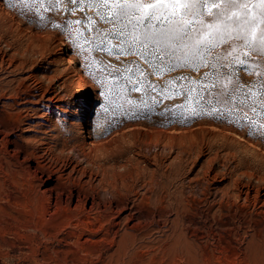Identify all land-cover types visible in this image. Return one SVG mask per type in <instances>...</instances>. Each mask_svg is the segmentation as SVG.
I'll return each mask as SVG.
<instances>
[{
  "label": "rangeland",
  "instance_id": "rangeland-1",
  "mask_svg": "<svg viewBox=\"0 0 264 264\" xmlns=\"http://www.w3.org/2000/svg\"><path fill=\"white\" fill-rule=\"evenodd\" d=\"M0 1V264H264V229L254 236L251 230L264 223V194L262 189L257 194L258 180L248 175L264 173V59L239 48L226 33L208 49L194 46L197 32L185 36L170 23L173 0ZM244 1L253 14L259 11L261 0ZM138 2L155 4V17L144 15L151 7L118 14L117 5ZM174 11L179 15L182 9ZM48 30L57 45L44 40ZM207 37L204 32L199 38ZM68 54L73 66L66 64ZM78 72L86 78L83 91ZM88 117L90 132L84 131ZM20 119L27 120L24 130L14 128ZM37 120L55 126L45 130ZM21 131L49 141L53 133L54 139L63 133L88 143L117 140L122 161L162 150L165 216L146 227L141 216L147 207L137 200L124 235L131 243L124 250L112 223L55 210L40 194L45 201L37 199L16 166V156L24 157L12 141ZM183 139L194 142L199 153L188 149L176 158L190 145ZM35 144L29 150L38 149L46 159L59 152L57 143L50 152Z\"/></svg>",
  "mask_w": 264,
  "mask_h": 264
},
{
  "label": "bare ground",
  "instance_id": "bare-ground-1",
  "mask_svg": "<svg viewBox=\"0 0 264 264\" xmlns=\"http://www.w3.org/2000/svg\"><path fill=\"white\" fill-rule=\"evenodd\" d=\"M248 1V0H247ZM252 1V0H249ZM1 2V1H0ZM245 2V1H244ZM257 2V1H254ZM251 2L252 5L254 3ZM259 2V1H258ZM249 3V4H251ZM260 3V2H259ZM255 4V3H254ZM257 6V5H256ZM6 8V7H5ZM240 13V12H239ZM189 18V17H188ZM206 18V17H205ZM186 19V18H185ZM191 19V18H190ZM189 20V19H188ZM44 40L49 42V44L57 45L55 41H53L51 33L48 31H45ZM15 47V46H14ZM59 48L61 51L65 50V43L62 42L59 44ZM31 50V49H30ZM59 50V51H60ZM2 56V55H1ZM3 58V56H2ZM21 59V58H20ZM3 60V59H2ZM66 64L68 66H73L75 60L74 57L71 54H68L65 56ZM20 62V61H19ZM17 64V63H15ZM23 64V63H22ZM20 65V64H19ZM66 65V66H67ZM8 66V65H7ZM69 69V68H68ZM43 75V74H42ZM77 85L79 90L83 91L86 88V78L78 72L77 76ZM2 81V80H1ZM4 83V82H3ZM34 83V82H33ZM43 83V82H42ZM2 84V83H1ZM21 84V83H20ZM23 85V83H22ZM2 86V85H1ZM7 86V85H6ZM9 86V84H8ZM13 86V85H11ZM16 86V85H15ZM24 86V85H23ZM14 87V86H13ZM32 87V86H31ZM3 88V87H2ZM9 88V87H8ZM17 89L21 87H16ZM15 88V89H16ZM6 89V88H5ZM11 89V88H10ZM14 89V88H12ZM3 91V90H2ZM7 91V90H6ZM14 91V90H12ZM18 91V90H17ZM15 95L13 98L17 100L20 98L18 97V94ZM21 91V89H20ZM19 91V92H20ZM4 92V91H3ZM18 92V93H19ZM56 93V92H55ZM2 94V92H1ZM0 94V97H1ZM12 93L9 94V96ZM24 94V93H23ZM59 94V93H58ZM22 95V94H21ZM49 95V94H48ZM53 95V94H52ZM6 96V95H5ZM8 96V95H7ZM24 97V96H23ZM45 97V96H44ZM60 97V96H58ZM2 98V97H1ZM28 98V97H27ZM30 98V97H29ZM57 98V97H56ZM61 98V97H60ZM9 99V98H8ZM13 99V100H14ZM62 99V98H61ZM86 102V108L89 107L91 96L88 95ZM55 100V99H54ZM11 102V101H10ZM21 102V100H20ZM36 102V101H34ZM17 104V103H16ZM19 104V103H18ZM56 105V104H55ZM58 106V105H57ZM20 107V106H19ZM59 107V106H58ZM64 107H61V109ZM85 108V114L88 113ZM21 109V108H20ZM19 109V111H20ZM22 110V109H21ZM32 110V109H31ZM36 110V109H35ZM38 110V109H37ZM39 112V111H38ZM64 112V111H63ZM14 113V112H12ZM20 114L22 112H19ZM28 114V113H27ZM31 114V113H29ZM35 114V113H34ZM12 115V114H11ZM24 115V113H23ZM41 115V114H40ZM46 115V114H45ZM44 115V117H45ZM25 116V115H24ZM29 116V115H28ZM12 117V116H11ZM27 117V116H26ZM25 117V118H26ZM41 117H43L41 115ZM50 117V116H49ZM20 118V117H19ZM49 119V118H48ZM21 120V119H20ZM88 123L87 128L84 126V131L90 132V128L92 126V120L90 117H88ZM27 120H21L18 122L17 125L14 126L16 129L24 130L25 127L24 124ZM16 122V121H15ZM29 122V121H28ZM11 123V122H10ZM17 123V122H16ZM34 123V122H33ZM36 123V122H35ZM55 123V122H54ZM58 123V122H57ZM77 123V122H76ZM32 124V123H31ZM29 124V126L31 125ZM37 126L45 129L48 126L53 125V123H46L45 121L37 120ZM56 124V123H55ZM80 124V123H79ZM6 125V124H5ZM74 125V124H73ZM8 126V125H7ZM27 126V125H26ZM55 126V125H53ZM78 126V125H77ZM4 127V126H3ZM6 127V126H5ZM4 127V129H5ZM31 128V126H30ZM60 128V127H59ZM86 128V129H85ZM96 128V127H95ZM94 128V129H95ZM13 129V128H12ZM58 129V128H57ZM42 130V129H41ZM44 130V131H45ZM62 130V129H61ZM9 131V130H8ZM56 131V128H55ZM60 131V130H58ZM63 131V130H62ZM149 131V130H148ZM210 131V129H209ZM7 132V131H6ZM46 132V131H45ZM83 132V131H81ZM190 132V131H189ZM50 133V132H49ZM48 133V134H49ZM61 133V132H59ZM85 133V132H84ZM114 133V132H113ZM155 133V132H154ZM162 133V132H161ZM204 133V132H203ZM47 134V133H46ZM63 134V133H62ZM61 134V135H62ZM51 135V141L48 140L50 137H40L39 134L34 135H26L21 131L20 134L15 135L18 140H13L14 147H16L18 154L23 155L24 159H19L16 156V166L19 167L20 171L23 172V176H27L29 181L32 184L33 189H36V195L40 194L42 198L46 200V202L49 205H53L55 210L61 211L62 213H65L63 211H69L77 213L79 216L78 219L83 221L88 219L90 217H96L97 219H104L105 222L112 223V227L114 226L113 235L117 234L121 238L119 241H116L122 249L125 250L126 246H128L130 243L127 241L128 237L125 240V234L126 232L130 231V227L128 224V221L134 216L133 211L135 208V204L137 200H139L147 209L142 213L141 216L143 218V221H146V227L151 225V222L154 218H162L165 216L166 211L164 209V204L167 201L165 194H164V176L163 167H162V158L164 157L161 151H156L153 154L150 152L149 154L152 156H146L145 158H141L144 161H146V164H141L139 160H134L132 158H128L125 161H122L121 159H117V155L121 153L122 148L119 142L116 140L114 141H108V140H102V141H92L88 143L84 139H78L76 140H70L65 135L62 137L59 136L58 133L56 135V139H54L55 135ZM91 135V134H90ZM108 135V134H107ZM83 136V135H82ZM81 136V137H82ZM147 136V135H145ZM157 136V135H156ZM166 136V135H165ZM194 136V135H193ZM99 138V137H98ZM188 138V137H187ZM191 136H189L190 140ZM195 137H193L194 139ZM14 139V138H13ZM192 139V138H191ZM7 140V139H6ZM20 140V141H19ZM154 140V139H153ZM156 140H159V138ZM164 140V139H163ZM187 139H183V141ZM198 142V138L196 139ZM155 141V140H154ZM160 141V140H159ZM182 141V139H181ZM192 141V140H190ZM42 144L43 148L45 147V150L51 151L53 149V146L57 143L56 147L59 150L54 155L50 156L52 158L46 159L47 155L44 157V155L40 152L37 153L36 150H29V147L32 146L31 144L35 143ZM54 142V143H53ZM156 142V141H155ZM180 142V141H179ZM158 143V141L156 142ZM173 143V142H172ZM194 143V142H193ZM192 142L189 146H186L185 148L179 149V152L176 156V158L180 159L183 156V153L187 151L188 149L190 151L196 150V155L199 153V149L197 150L196 147H194V144ZM211 143V142H210ZM60 144V146H58ZM160 144V143H159ZM183 144V142H182ZM36 145V144H35ZM157 145V144H156ZM166 145V143H165ZM169 146V145H168ZM184 146V145H183ZM197 146V145H196ZM40 147V146H39ZM34 148V147H33ZM42 148V147H41ZM147 148V147H146ZM162 148V147H161ZM165 148V147H164ZM173 148V147H171ZM201 148V147H199ZM36 149V147H35ZM56 149V150H57ZM8 150V149H7ZM178 150V149H177ZM188 150V151H189ZM206 150V149H205ZM218 150V149H217ZM235 150V149H234ZM16 151V150H15ZM125 151V150H124ZM155 151V150H154ZM204 152V151H203ZM211 152V151H210ZM170 153V152H169ZM174 153V152H173ZM205 153V152H204ZM233 153V151H232ZM13 154V153H12ZM11 154V155H12ZM209 154V153H208ZM122 155V154H121ZM143 155V154H142ZM119 156V155H118ZM144 156V155H143ZM227 156V155H226ZM259 156V155H258ZM264 156V155H263ZM15 157V156H14ZM22 157V158H23ZM188 157V156H187ZM212 157V156H211ZM211 157H209L211 159ZM11 158V157H8ZM175 158V159H176ZM215 158V157H213ZM212 158V159H213ZM197 159V158H196ZM209 159V160H210ZM52 160V161H51ZM13 160H11L12 162ZM164 161V160H163ZM188 161V160H187ZM185 161V162H187ZM262 161V160H261ZM166 162V161H165ZM142 163V161H141ZM212 163V162H211ZM223 163V162H222ZM255 163V162H254ZM170 164V163H169ZM173 164V163H172ZM185 164V163H184ZM206 165V164H205ZM208 165V164H207ZM224 165V164H223ZM12 166V164H11ZM241 167V166H240ZM122 168V170L120 169ZM190 169V168H189ZM248 169V168H247ZM185 170V169H184ZM237 170V169H236ZM166 171V170H165ZM192 171V170H191ZM199 171V170H198ZM241 171V170H240ZM18 172V171H17ZM177 172V171H176ZM239 172V171H238ZM237 172V173H238ZM170 173V171H169ZM168 173V174H169ZM174 173V171H173ZM180 173V172H179ZM178 173V174H179ZM185 173V172H184ZM21 174V173H20ZM167 174V175H168ZM181 174V173H180ZM17 175V174H16ZM22 175V174H21ZM199 175V174H198ZM249 177H253L256 180H258L257 183V194L259 195L260 190L262 189V193L264 194V173L263 171L259 170H252L249 172ZM19 176V174H18ZM172 176V175H171ZM181 176V175H179ZM17 177V176H16ZM175 177V176H174ZM178 177V176H177ZM191 177V176H190ZM198 177V176H196ZM22 178V177H21ZM26 178V177H25ZM176 178V177H175ZM180 178V177H178ZM176 178V179H178ZM195 178V176H194ZM192 178L191 180H193ZM209 178V177H208ZM167 179V178H166ZM25 180V179H22ZM21 180V183H22ZM27 180V179H26ZM169 180V177H168ZM173 180V179H172ZM196 180H198L196 178ZM202 180V179H201ZM233 180V179H232ZM237 180V179H236ZM248 181V180H247ZM27 183V181H25ZM175 182V181H174ZM253 182V181H252ZM25 184V183H24ZM29 184V183H28ZM168 184V183H167ZM202 184V183H201ZM166 185V184H165ZM29 186V185H28ZM169 186V185H168ZM180 186V185H179ZM200 186V185H199ZM229 186V185H228ZM199 189V188H197ZM31 190V189H30ZM201 190V189H200ZM34 191V190H33ZM169 191V190H168ZM232 191V190H231ZM245 192V191H244ZM170 193V192H169ZM167 193V194H169ZM180 193V192H179ZM197 193V192H196ZM33 194V192H32ZM35 195V196H36ZM32 196V195H31ZM34 196V195H33ZM40 196V197H41ZM227 196V195H226ZM171 197V196H170ZM189 197V196H188ZM202 197V196H201ZM259 197V196H258ZM34 198V197H32ZM37 195V199H41ZM228 198V197H227ZM230 198V197H229ZM236 198V197H235ZM261 198V197H260ZM43 199V201H45ZM175 200V199H174ZM224 200V199H223ZM37 201V200H36ZM42 201V202H43ZM215 201V200H214ZM171 202V201H170ZM170 202H167L170 203ZM175 202V201H174ZM178 202V201H177ZM263 204H264V197H263ZM45 203V202H44ZM171 204V203H170ZM174 204V203H173ZM248 204V203H247ZM43 205V203H42ZM142 205V206H143ZM48 206V205H47ZM178 206V205H177ZM49 207V206H48ZM51 207V206H50ZM142 208V207H141ZM155 208V209H154ZM168 209V207H167ZM172 209V208H171ZM54 210V211H55ZM173 209L172 211H174ZM138 211V210H137ZM180 211V210H179ZM56 212V211H55ZM59 212V213H61ZM66 214V213H65ZM68 214V213H67ZM70 214V213H69ZM90 214H93L91 216ZM178 214V213H177ZM176 214V215H177ZM71 215V214H70ZM76 215V214H75ZM76 215V217H77ZM183 215V214H182ZM254 216V215H253ZM177 217V216H176ZM175 217V218H176ZM172 218V217H171ZM178 218V217H177ZM252 218V217H251ZM76 219V218H75ZM77 219V220H78ZM74 220V219H73ZM92 220V219H90ZM98 220V221H100ZM103 220V221H104ZM137 220V218H136ZM167 220V219H166ZM172 220V219H171ZM177 220V219H176ZM180 220V219H179ZM178 220V221H179ZM86 221V223H88ZM93 221V220H92ZM91 221V222H92ZM139 221V220H138ZM164 221V220H163ZM175 221V220H174ZM183 221V220H182ZM74 224L76 221H73ZM90 222V223H91ZM97 222V220H96ZM94 222V223H96ZM102 222V221H101ZM188 222V221H187ZM81 223V222H79ZM76 223V226L79 224ZM83 223V222H82ZM81 223V225H82ZM85 223V222H84ZM103 223V222H102ZM72 224V223H71ZM92 224V223H91ZM89 224V225H91ZM107 224V223H106ZM135 224L134 227H136ZM143 223H141L142 225ZM164 224V223H163ZM182 224V223H181ZM70 225V224H69ZM80 225V224H79ZM102 224L100 223L99 226ZM123 225V226H120ZM180 225V224H179ZM67 226V225H66ZM87 226V225H85ZM84 226V227H85ZM93 226V225H92ZM139 226V225H138ZM144 226V225H143ZM252 226V225H251ZM71 227V226H70ZM81 227V228H84ZM88 227V226H87ZM97 227V226H96ZM105 227V226H104ZM79 228V226H78ZM100 228V227H99ZM71 229V228H70ZM68 228V232L70 230ZM76 229V228H75ZM86 229V228H85ZM90 229V226H89ZM94 229H98L94 227ZM101 229V228H100ZM104 229V228H103ZM124 229V231L122 230ZM264 229V223L259 222L256 225L252 226L253 230V236L262 233ZM88 230V229H87ZM105 230V229H104ZM122 230V231H121ZM176 230V229H175ZM71 231V230H70ZM73 231V230H72ZM82 230L79 229V233ZM85 231V230H84ZM83 231V232H84ZM93 231V230H92ZM178 231V230H177ZM183 231V229H182ZM246 231V230H245ZM75 232V230H74ZM72 232V233H74ZM77 232V231H76ZM82 232V233H83ZM95 232H97L95 230ZM99 232V231H98ZM71 233V234H72ZM91 233V232H90ZM109 233V231H108ZM130 233V232H129ZM144 233V232H143ZM142 233V234H143ZM78 234V232H77ZM75 234V235H77ZM86 234V233H85ZM94 234V233H92ZM103 234V233H102ZM106 234V233H105ZM135 234V233H134ZM133 234V238H134ZM140 234V233H139ZM148 234V233H147ZM74 235V234H73ZM72 235V236H73ZM108 235V234H107ZM111 235V234H110ZM141 235V234H140ZM261 235V234H260ZM81 236V235H80ZM104 236V235H103ZM109 236V235H108ZM123 236V237H122ZM137 238V235H135ZM113 237V236H112ZM78 238V237H77ZM119 238V237H117ZM89 239V238H88ZM108 239V238H107ZM139 239V238H138ZM249 239V238H248ZM92 240V239H91ZM115 240V238L113 239ZM117 240V239H116ZM77 241V240H76ZM80 241V240H79ZM109 241V240H108ZM115 242V241H114ZM246 242V241H245ZM258 242V241H257ZM112 243V242H110ZM254 243V242H252ZM249 244V243H247ZM255 245V244H254ZM116 247V246H115ZM111 248V247H110ZM129 248V247H128ZM113 249V248H111ZM122 252V251H121ZM119 253V252H118ZM119 255V254H118Z\"/></svg>",
  "mask_w": 264,
  "mask_h": 264
},
{
  "label": "snow or ice",
  "instance_id": "snow-or-ice-1",
  "mask_svg": "<svg viewBox=\"0 0 264 264\" xmlns=\"http://www.w3.org/2000/svg\"><path fill=\"white\" fill-rule=\"evenodd\" d=\"M117 7L118 14L125 16L130 8L142 11L144 7H151L152 11L144 14L148 17H155L158 11L155 4L146 5L139 2L132 5H117ZM176 8L182 9L179 15L174 11ZM209 8H215V11H209ZM172 9L170 23L177 32L185 36L189 34V30L197 32L194 46L203 45L208 49L214 40L226 33L232 37L234 43L239 42V48L248 49L249 52L264 59V0H261L256 14H253L244 0H173ZM236 10L240 11L239 15L235 14ZM185 17L193 19L186 21ZM204 17H208V20L206 21ZM194 23L197 24V28H192ZM204 32H208V37L201 40L199 37ZM161 35L167 39L166 34ZM151 38L146 35V39ZM239 63L244 65L245 61L239 60ZM261 87L264 88V83Z\"/></svg>",
  "mask_w": 264,
  "mask_h": 264
}]
</instances>
